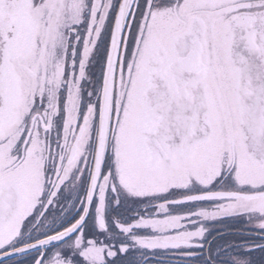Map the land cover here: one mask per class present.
Instances as JSON below:
<instances>
[{
    "label": "snow or ice",
    "instance_id": "6c2138e0",
    "mask_svg": "<svg viewBox=\"0 0 264 264\" xmlns=\"http://www.w3.org/2000/svg\"><path fill=\"white\" fill-rule=\"evenodd\" d=\"M0 264H264V0H0Z\"/></svg>",
    "mask_w": 264,
    "mask_h": 264
}]
</instances>
